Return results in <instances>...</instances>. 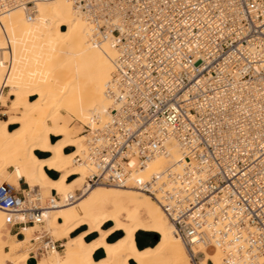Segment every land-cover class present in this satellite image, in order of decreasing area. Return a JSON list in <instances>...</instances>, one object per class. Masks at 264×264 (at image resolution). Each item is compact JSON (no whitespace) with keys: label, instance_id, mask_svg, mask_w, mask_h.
<instances>
[{"label":"built area","instance_id":"built-area-1","mask_svg":"<svg viewBox=\"0 0 264 264\" xmlns=\"http://www.w3.org/2000/svg\"><path fill=\"white\" fill-rule=\"evenodd\" d=\"M50 1L0 0V13L22 7L32 17ZM68 1L90 25L92 43L110 41L118 53L107 90L115 107L89 134L101 171L89 183L105 174L125 184L130 156L141 166L169 156L173 138L182 148L179 172L139 188L161 194L175 234L187 247L220 249L224 264L264 254V0ZM53 196L45 203L29 185L0 183V209L25 218L10 221L11 230L44 225V211L62 203ZM61 246L46 240L30 255Z\"/></svg>","mask_w":264,"mask_h":264},{"label":"bare ground","instance_id":"bare-ground-1","mask_svg":"<svg viewBox=\"0 0 264 264\" xmlns=\"http://www.w3.org/2000/svg\"><path fill=\"white\" fill-rule=\"evenodd\" d=\"M117 54L110 41L92 43L90 25L68 0L43 2L32 17L22 7L0 13V113L8 116L0 118V177L11 169L9 181L0 183L18 191L25 180L45 203L54 192L62 199L56 209L44 211L41 236L39 226L24 227L22 239L10 235V221H24V215L0 209V264H28L46 240L63 247L49 251L46 264H224L220 249L183 244L160 204L161 194L139 188L168 169L179 172L182 148L175 139L166 143L169 156L157 155L144 166L130 156L125 184L105 174L89 183L101 171L90 157L93 137L84 129L94 134L110 119L115 105L107 90ZM76 191L82 196L66 203ZM82 227L87 230L73 238ZM117 233L122 237L110 244ZM139 233L159 241L140 250ZM94 234L98 238L87 242ZM98 250L106 258L95 262ZM199 253L205 257L196 262ZM40 259L37 255L35 264H44ZM246 264H264V254Z\"/></svg>","mask_w":264,"mask_h":264},{"label":"crops","instance_id":"crops-1","mask_svg":"<svg viewBox=\"0 0 264 264\" xmlns=\"http://www.w3.org/2000/svg\"><path fill=\"white\" fill-rule=\"evenodd\" d=\"M25 183H26V181L25 180H23V181H20V186H19V189H18V191H21V190H24V188L23 187H25ZM27 184V183H26ZM28 185V184H27ZM26 189V188H25ZM110 226L109 227H105V230H108V229H110L111 228V226H112V224H109ZM24 228V227H23ZM87 230V227H82L80 230H78L77 231V233H74L73 235H72V237L74 238V237H77L78 236V234L80 235V234H82V233H84L85 231ZM9 234L10 235H13V236H16L18 239H22L23 238V235H22V230L21 229H19V228H14V229H10L9 230ZM118 234V233H117ZM140 234H142L143 235V233H140ZM114 235H116V234H114ZM143 236H148V235H143ZM122 237V234H121V236L119 237V238H116L115 236H111L110 237V239H109V243L110 244H112V243H115V242H117L116 240H119L120 238ZM98 238V236H97V234H94V235H92L90 238H88L87 239V242L89 241V243H91V242H93V241H95L96 239ZM137 239V238H136ZM91 241V242H90ZM158 243V242H157ZM137 247H138V244H137ZM148 248V247H147ZM147 248H144V249H147ZM144 249H140V250H144ZM199 256H201L202 258L201 259H203L204 258V255H203V253H199L198 255H197V258L199 257ZM106 258V255H105V252L103 251V250H98V251H96L95 253H94V255H93V260L95 261V262H100V261H102V260H104ZM42 261H43V263L44 264H46L47 263V258L45 257V258H43V259H41ZM36 261V257L35 256H33V255H30V259H29V261H28V264H30V263H34ZM200 261V260H199ZM35 264V263H34ZM130 264H134V262H130Z\"/></svg>","mask_w":264,"mask_h":264},{"label":"rangeland","instance_id":"rangeland-1","mask_svg":"<svg viewBox=\"0 0 264 264\" xmlns=\"http://www.w3.org/2000/svg\"><path fill=\"white\" fill-rule=\"evenodd\" d=\"M64 12H66V10H63ZM0 112H1V110H0ZM0 118L1 119H3V120H7L8 119V116L7 115H3V114H1L0 113ZM86 130H88L87 129V127H85V129H84V132H85V134L86 135H89L90 133V131H86ZM10 171H11V169H9V170H7L6 171V173L4 174V176L2 175L1 177H0V179L3 181V182H7V181H9V173H10ZM24 189L26 188V189H28V185L25 183V187H23ZM38 228L36 229V233L39 235L40 234V236L42 235V233H43V231L45 230V227H44V225H42V226H40V225H36ZM110 225H108L107 227H109ZM139 238H140V240H141V242L144 244V245H146V244H151V245H153V244H157V242L159 241V239H158V241L156 240V238H158V236H154V237H152V236H143L142 234H140L139 235ZM60 244H62L61 242H60ZM155 244V245H156ZM154 245V246H155ZM154 246H150V247H154ZM150 247H148V248H150ZM63 250V247L61 246L60 247V251H62ZM46 257V255H44L43 257L41 256V257H39L38 256V258L40 259V258H45ZM201 256H199L198 258L196 257V260L197 261H199V260H201ZM41 260V259H40ZM34 263H36V261L34 262Z\"/></svg>","mask_w":264,"mask_h":264},{"label":"trees","instance_id":"trees-1","mask_svg":"<svg viewBox=\"0 0 264 264\" xmlns=\"http://www.w3.org/2000/svg\"><path fill=\"white\" fill-rule=\"evenodd\" d=\"M52 178L53 179H56L57 177L56 176H52ZM139 235H140V233L139 234H137V244H138V248L139 249H144V248H147V247H150V246H154L155 244H153V245H151V244H146V245H144L142 242H141V240H140V238H139ZM113 236H115L116 238H119L120 236H121V233H118V234H116V235H113Z\"/></svg>","mask_w":264,"mask_h":264},{"label":"water","instance_id":"water-1","mask_svg":"<svg viewBox=\"0 0 264 264\" xmlns=\"http://www.w3.org/2000/svg\"><path fill=\"white\" fill-rule=\"evenodd\" d=\"M156 240L158 241V238H156Z\"/></svg>","mask_w":264,"mask_h":264}]
</instances>
